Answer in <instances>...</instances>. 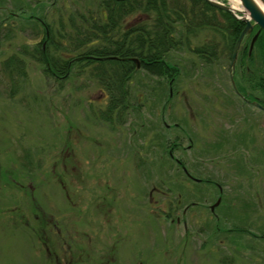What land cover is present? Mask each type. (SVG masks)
I'll list each match as a JSON object with an SVG mask.
<instances>
[{"label": "rangeland", "instance_id": "1", "mask_svg": "<svg viewBox=\"0 0 264 264\" xmlns=\"http://www.w3.org/2000/svg\"><path fill=\"white\" fill-rule=\"evenodd\" d=\"M84 5L9 0L0 11L19 17L0 35V264H264V112L236 96L231 59L174 52V87L139 69L126 108L108 116L87 71L58 82L34 52L43 32L29 17L58 30ZM15 56L21 74L4 68ZM172 147L217 186L189 180Z\"/></svg>", "mask_w": 264, "mask_h": 264}, {"label": "trees", "instance_id": "2", "mask_svg": "<svg viewBox=\"0 0 264 264\" xmlns=\"http://www.w3.org/2000/svg\"><path fill=\"white\" fill-rule=\"evenodd\" d=\"M87 1L91 6L84 5L71 12L68 25L60 23L58 30L35 16L29 17L28 23L36 36L39 30L43 32V42L33 47L40 55L38 61L45 75L63 83L75 70H78L77 75L84 73L81 70L87 71L88 78L109 98L108 116L126 108L128 85L137 72L134 59L140 61L141 69L150 76L168 80L174 87L180 75L179 67L172 64L174 52H191L206 64L219 63L225 56L231 59L245 28L243 22L204 0ZM8 2L0 0V11L8 12ZM16 8L15 11L24 10ZM16 18L19 17L12 11L0 17V35L6 30L8 34L14 33L13 25L7 23ZM203 32L209 41L193 46V41ZM45 42L48 50L44 48ZM28 47L23 48L24 55L29 53ZM249 49L250 40H246L235 68V81L238 85L243 81L264 91V33L251 56ZM10 67L21 74L24 60L12 57L4 66L5 69ZM247 89L244 88L245 92Z\"/></svg>", "mask_w": 264, "mask_h": 264}, {"label": "water", "instance_id": "3", "mask_svg": "<svg viewBox=\"0 0 264 264\" xmlns=\"http://www.w3.org/2000/svg\"><path fill=\"white\" fill-rule=\"evenodd\" d=\"M206 3H208L211 7H214L216 9H219L221 11L227 12L234 16L237 20L242 21L245 24V28L243 32L241 33L234 51L232 55V60H231V65H230V70H231V82L236 89V84L234 80V72L236 68V64L239 59V53L242 48V44L244 39L250 35L253 30L255 29L256 26L259 27L258 33L254 36L251 45H250V52L253 50L259 35L264 32V12L263 10L259 7L257 4L256 0H240L242 8L249 13L250 18H246L245 12L243 11H237L234 10L233 7L230 4H224L220 1L217 0H204ZM264 4V0H260ZM111 59H117V58H111ZM136 63L137 69L139 70L141 68V64L138 59L133 60ZM238 92V90L236 89ZM256 106L262 108L264 110V107H262L259 103H255ZM200 182V181H198ZM221 200H218V202L211 208L212 211L220 204Z\"/></svg>", "mask_w": 264, "mask_h": 264}, {"label": "bare ground", "instance_id": "4", "mask_svg": "<svg viewBox=\"0 0 264 264\" xmlns=\"http://www.w3.org/2000/svg\"><path fill=\"white\" fill-rule=\"evenodd\" d=\"M228 1H229L230 5L233 7L234 10H237V11H243V12H245V16H244V17H246V18H250L249 13L246 12V11L242 8V5H241L240 0H228ZM256 1H257V4L259 5V7H260V8L263 10V12H264V4H263L260 0H256ZM260 36H261V35H260ZM260 36H259V37H260ZM235 84H236V89L238 90V92L236 91V89L234 88V86H233V89L235 90L236 95L238 96V98H239L240 100H242L243 98H245V95L248 96V97L252 95V94H251V91H249V89H247L246 92H245L244 88H243L242 86L238 85V84L236 83V81H235Z\"/></svg>", "mask_w": 264, "mask_h": 264}, {"label": "flooded vegetation", "instance_id": "5", "mask_svg": "<svg viewBox=\"0 0 264 264\" xmlns=\"http://www.w3.org/2000/svg\"><path fill=\"white\" fill-rule=\"evenodd\" d=\"M243 103H245V104H248V105H252V106H254V107H256L257 108V106H256V102H258L262 107H264V101H261V100H251L248 96H246L245 95V98H243L242 100H241ZM259 108V107H258ZM221 191V190H220Z\"/></svg>", "mask_w": 264, "mask_h": 264}]
</instances>
